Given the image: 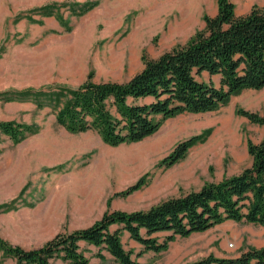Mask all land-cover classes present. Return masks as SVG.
I'll list each match as a JSON object with an SVG mask.
<instances>
[{
	"label": "rangeland",
	"instance_id": "1",
	"mask_svg": "<svg viewBox=\"0 0 264 264\" xmlns=\"http://www.w3.org/2000/svg\"><path fill=\"white\" fill-rule=\"evenodd\" d=\"M232 2L237 16L264 5ZM216 10V0H0V122L35 129L18 141L0 132V239L25 250L39 248L58 233L90 226L108 209L146 211L251 165L247 142L260 140L262 126L236 111L263 113L264 88L244 90L212 112L168 118L153 135L118 146L94 131L67 132L56 123L55 109L34 98L35 91L77 88L89 75L95 83L127 82L142 70V55L157 59L184 45L203 29V16ZM196 78L219 84L205 72ZM201 134L205 140L185 158L160 165L178 143ZM140 180L138 190L115 196ZM167 235L152 237L162 242ZM121 242L140 264H195L210 255L234 258L263 247L264 227L224 221L177 236L159 253L142 252L125 231ZM79 245L88 264H117L107 252L100 258L97 247ZM0 264L15 260L0 250Z\"/></svg>",
	"mask_w": 264,
	"mask_h": 264
},
{
	"label": "trees",
	"instance_id": "2",
	"mask_svg": "<svg viewBox=\"0 0 264 264\" xmlns=\"http://www.w3.org/2000/svg\"><path fill=\"white\" fill-rule=\"evenodd\" d=\"M214 16H203L204 27L182 46L157 59L141 56L143 68L127 82L87 80L77 88L35 91L37 103L55 109V121L69 133L94 131L110 146L140 142L153 135L168 118L184 113L212 112L244 90L264 88V5L252 6L243 16L235 14L232 0H216ZM219 76V84L197 80L201 73ZM22 95L26 93L22 92ZM237 114L264 127V116L242 108ZM33 126L0 122V132L18 141ZM205 140L197 135L178 143L163 158L167 167L185 158L188 150ZM251 165L239 174L217 183H207L197 191L168 198L146 211L106 210L90 226L56 234L39 248L25 250L0 239V250L15 264H52L61 259L72 264H88L79 242L98 248L96 256L107 252L117 264H140L124 249L125 231L143 251L159 253L178 237L208 230L224 221L245 222L264 227V135L254 144L247 142ZM137 181L115 196L138 190ZM112 226H117L111 230ZM168 233L162 242L154 234ZM138 253V257L142 255ZM195 264H264V246L249 248L234 258L212 255Z\"/></svg>",
	"mask_w": 264,
	"mask_h": 264
},
{
	"label": "crops",
	"instance_id": "3",
	"mask_svg": "<svg viewBox=\"0 0 264 264\" xmlns=\"http://www.w3.org/2000/svg\"><path fill=\"white\" fill-rule=\"evenodd\" d=\"M214 77H217V78L219 79V76H217V75H215ZM260 115H261V116H264V112L261 113ZM263 135H264V127L262 126V134H261L260 140H259L257 143H259V142L262 140ZM257 143H256V144H257Z\"/></svg>",
	"mask_w": 264,
	"mask_h": 264
}]
</instances>
